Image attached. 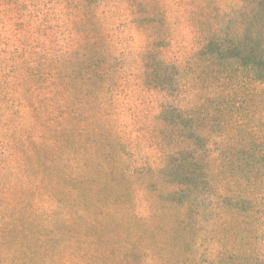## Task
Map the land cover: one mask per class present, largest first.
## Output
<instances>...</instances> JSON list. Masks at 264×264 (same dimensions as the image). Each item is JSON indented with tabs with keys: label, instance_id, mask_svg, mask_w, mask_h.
Instances as JSON below:
<instances>
[{
	"label": "rangeland",
	"instance_id": "obj_1",
	"mask_svg": "<svg viewBox=\"0 0 264 264\" xmlns=\"http://www.w3.org/2000/svg\"><path fill=\"white\" fill-rule=\"evenodd\" d=\"M238 5L0 0V264L252 263L233 252L264 264V168L253 184L239 171L246 149H264V83L218 131L193 123L196 151L192 130L167 122L232 95L195 54ZM157 60L174 66L171 87L146 85ZM184 181L198 217L171 194ZM238 197L257 211L219 216Z\"/></svg>",
	"mask_w": 264,
	"mask_h": 264
},
{
	"label": "trees",
	"instance_id": "obj_2",
	"mask_svg": "<svg viewBox=\"0 0 264 264\" xmlns=\"http://www.w3.org/2000/svg\"><path fill=\"white\" fill-rule=\"evenodd\" d=\"M222 17H225V23L232 21L233 17L237 18V20L232 21H235V23L230 28L225 25L207 34L206 42L196 51L195 56L196 60L208 62L209 68H211L212 83L222 89H226L225 85H228L234 90L230 92L232 95L224 98L226 100L210 101L195 116L185 115L175 110V114L167 118L168 125L176 127L175 130L177 128L183 131L187 128L192 130V133L190 135L186 134V137L192 141L195 151L197 150L195 145H197L199 140L203 139V136L191 128L193 123L203 119L210 120L212 126L218 131V128H222L218 114L223 113L224 110H227L228 114L230 112L239 113L243 106V100L248 99L246 95H240L239 92H253L254 88L252 86L256 84L255 82L264 83V0H239V5ZM173 67L164 60H157L148 64L146 85L160 87V85L164 84L167 85L166 87H171L170 85L175 82ZM79 91L80 89L77 87L74 89L76 95ZM229 97L230 99H228ZM237 97H239L238 100ZM166 114L168 115V112ZM200 145L203 149H207L206 144ZM256 145L257 143H253L249 149L245 150L246 152H243L248 160L239 165V171H244L245 174L251 175L248 178H244L247 183L251 181V184H253L254 178L257 179L259 176L258 165L264 168V149L258 150V146L263 145V142ZM240 153L242 154V152H237V155H240ZM185 165L182 164L183 167ZM246 165L252 168L249 173L246 171ZM168 169L169 167L165 164L159 166V171L163 172V174H167ZM196 170L198 174H201L198 168ZM191 171L192 169L186 172L185 175L190 174ZM251 178L252 180H250ZM196 179L198 183V177ZM256 182L254 181V183ZM187 190L189 188H187V182L184 181L182 188L172 190L171 194L174 195L175 192L186 194V200L179 201V203L190 215L198 217L203 213L204 207L202 204H193L192 196ZM224 206L227 208L223 207V211L219 216L231 211L247 217L257 211L254 209L253 202L243 197L228 198ZM213 215H216V213L214 212ZM246 255L247 257L233 252L231 254L232 263L247 259L252 262L251 264H263L259 261L255 252L254 254ZM211 264L221 263L212 262Z\"/></svg>",
	"mask_w": 264,
	"mask_h": 264
}]
</instances>
